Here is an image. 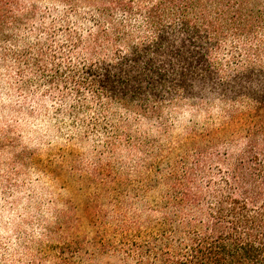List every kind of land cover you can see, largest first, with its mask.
<instances>
[{
    "label": "trees",
    "instance_id": "trees-1",
    "mask_svg": "<svg viewBox=\"0 0 264 264\" xmlns=\"http://www.w3.org/2000/svg\"><path fill=\"white\" fill-rule=\"evenodd\" d=\"M39 3L68 17L58 26L54 11L46 29ZM8 63L35 74L21 89L46 84L70 115L94 107L111 139L117 116L161 122L169 106L221 103L193 168L145 167L134 196H152L121 215L114 246L137 264H264V0H0Z\"/></svg>",
    "mask_w": 264,
    "mask_h": 264
},
{
    "label": "rangeland",
    "instance_id": "rangeland-1",
    "mask_svg": "<svg viewBox=\"0 0 264 264\" xmlns=\"http://www.w3.org/2000/svg\"><path fill=\"white\" fill-rule=\"evenodd\" d=\"M38 7L46 29L54 11L58 26L69 14ZM20 33L15 36L31 44L46 40L27 29ZM30 77L35 74L21 78L13 63L0 67V264H137L114 243L121 215L131 218L136 203L147 205L152 196H134L141 174L157 162L163 174L185 157L193 168L200 148L194 143L218 128L221 103L169 106L161 122L117 116L123 124L111 139L103 116L93 125L94 107L70 115L71 103L46 84L21 89V79ZM221 145L212 152H224Z\"/></svg>",
    "mask_w": 264,
    "mask_h": 264
}]
</instances>
